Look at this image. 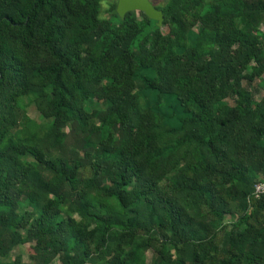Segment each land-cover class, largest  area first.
<instances>
[{
  "label": "trees",
  "instance_id": "16d2710c",
  "mask_svg": "<svg viewBox=\"0 0 264 264\" xmlns=\"http://www.w3.org/2000/svg\"><path fill=\"white\" fill-rule=\"evenodd\" d=\"M102 1L0 0V264H264V0Z\"/></svg>",
  "mask_w": 264,
  "mask_h": 264
},
{
  "label": "water",
  "instance_id": "95a60500",
  "mask_svg": "<svg viewBox=\"0 0 264 264\" xmlns=\"http://www.w3.org/2000/svg\"><path fill=\"white\" fill-rule=\"evenodd\" d=\"M129 11H142L149 18L154 19L159 25L163 24V12L157 9L151 0H118L117 12L121 17Z\"/></svg>",
  "mask_w": 264,
  "mask_h": 264
},
{
  "label": "rangeland",
  "instance_id": "374dc122",
  "mask_svg": "<svg viewBox=\"0 0 264 264\" xmlns=\"http://www.w3.org/2000/svg\"><path fill=\"white\" fill-rule=\"evenodd\" d=\"M116 0H104L102 1V14L104 16H108L109 15V8L111 3L115 2ZM153 2V4L157 5H162L164 4L165 0H151ZM29 114L34 117L35 119H37L38 121H40V117L38 116V113L35 111V109L33 107H31L29 109ZM31 248L29 246H20L18 248H16L13 251L12 257L14 258L17 255H23L24 259L27 260L28 259V254L31 252Z\"/></svg>",
  "mask_w": 264,
  "mask_h": 264
},
{
  "label": "built area",
  "instance_id": "2783aa9c",
  "mask_svg": "<svg viewBox=\"0 0 264 264\" xmlns=\"http://www.w3.org/2000/svg\"><path fill=\"white\" fill-rule=\"evenodd\" d=\"M255 188H256L255 192L257 193L256 195H259L261 192L264 191V183L262 182V183L256 184Z\"/></svg>",
  "mask_w": 264,
  "mask_h": 264
}]
</instances>
